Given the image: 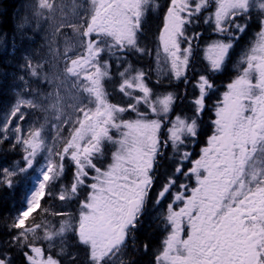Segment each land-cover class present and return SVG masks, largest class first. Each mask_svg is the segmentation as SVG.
Segmentation results:
<instances>
[{
  "label": "snow or ice",
  "instance_id": "1",
  "mask_svg": "<svg viewBox=\"0 0 264 264\" xmlns=\"http://www.w3.org/2000/svg\"><path fill=\"white\" fill-rule=\"evenodd\" d=\"M73 3L76 19L67 26L76 41L66 42L63 73L42 76V65L28 55L20 66L52 85L55 93L30 87L20 75L23 87H13L14 99L0 122V150H19L24 162L0 166V187L13 189L18 185L14 178L35 167L9 226L17 231L0 241V264H17V257L20 264H64L60 256L79 264V254L69 247L84 251L85 264H115L129 240L135 244L145 216L166 198L162 222L167 235L152 264H264V0H170L166 5L155 49V83L167 79L169 85L187 86L188 72L196 74L193 64L199 60L203 71L193 84L198 94L190 101L191 116L174 115L186 89L183 94L156 91L148 83L149 73L129 59L152 56L140 41L148 13L160 9L158 0ZM56 11L53 0H38L32 7L37 25ZM254 12L259 31L214 102L212 134L193 159L189 145L200 135L206 98L216 88L213 77L225 71ZM28 23L26 16L15 28L23 30ZM201 23L210 26L211 36L198 56L203 33L195 28ZM11 48L14 54L15 36ZM117 77L115 91L123 101L112 102L108 82ZM25 108L44 113L43 122L23 127ZM50 112L55 120L51 142L44 134ZM107 145L113 149L110 159H105ZM165 161L172 170L153 197ZM186 164L191 167L185 169ZM69 167L72 175L66 182ZM46 198L68 206L78 202V210L53 211L42 204ZM141 247L148 249L147 244ZM119 264L135 261L121 259Z\"/></svg>",
  "mask_w": 264,
  "mask_h": 264
},
{
  "label": "trees",
  "instance_id": "2",
  "mask_svg": "<svg viewBox=\"0 0 264 264\" xmlns=\"http://www.w3.org/2000/svg\"><path fill=\"white\" fill-rule=\"evenodd\" d=\"M20 0H0V34H7L11 35L15 32V22H14V13L18 8ZM160 1V0H158ZM164 2V1H163ZM160 6L162 5L161 2H159ZM162 10L159 9V11H152L149 12L146 20L143 24V33L141 35V45L147 47L151 52L153 53L154 45H155V37L157 36L160 28L162 27ZM209 39V38H208ZM207 39V40H208ZM203 42L200 40V51L197 53L198 56H202V45ZM11 48V42H8L6 46L0 47V114L2 112L3 105L5 104V101L7 99L6 92L9 93L11 85L13 83L16 84V82H11L10 78H16L15 76L12 77L11 74L13 71H17V68L15 67V62H17V57L19 54V49L17 47L15 48L14 54H10ZM131 62L134 66L142 68L146 72L149 73L148 83L150 86H152L156 91H177L181 94L184 93L186 89V99L184 102L177 103L174 109V115L176 113L179 114H186L188 116L192 115V105L190 101L198 94L197 91L193 88V84L195 83L196 79L198 78V73L203 71L202 63L197 60L194 61V68L196 69V74L193 73L192 70H189L188 76L190 77L191 83H189L187 86L181 82L179 84L173 82L171 85L168 84L167 79L164 80V82L160 85H157L155 83L156 75L153 73L152 68V56L145 55L142 58H136L135 56L129 57ZM113 74L116 72L115 65L113 64L112 68ZM234 78V75L225 69V71L222 74H218L213 77L214 83L216 85L215 90L212 94H210L206 98V104L207 107L205 108L202 117L200 118V135L197 139V142L194 146L189 145L190 150L193 153V159L198 157V154L200 152V146H202L203 142L207 140V137L210 136L212 133V125L211 121L214 119L213 115V105L214 102H216L219 99V95L221 92L225 89L226 84L230 82V80ZM119 83V78L117 77L114 81L108 82V89L110 92H113L114 95L110 97L112 102H121L123 101V97L120 93L115 91V85ZM13 89V88H12ZM8 90V91H7ZM11 95V93L9 94ZM129 115V114H128ZM3 149H7L8 145L5 144L2 146ZM112 146L107 145L106 146V156L105 159H109L110 153H111ZM22 153L17 150L15 152L12 151H6V150H0V166H10L13 163H18L20 166L23 164L22 159ZM67 163V162H66ZM168 164L167 161L164 162V166L161 168L162 171V178L161 180L157 181V187L158 190L161 187L162 182H164L166 178V169L165 166ZM105 166V165H102ZM71 168L66 169V177L65 181L70 182L71 180ZM29 176L26 174V176H17L14 178L15 181H18V185L15 186L13 189H9L7 187H0V241H3L7 238H10L11 234L17 230L12 229L9 230V226L13 222L14 217L18 213L19 209L22 206V199L24 197V191L28 186V178ZM87 189H84L81 192V198H84L86 195ZM153 190H152V196H153ZM52 202V206L54 207V211H57L59 208L62 209L61 211H75L78 207V202H72L70 206L66 204H62L60 201H58L59 206L55 207V201L51 200H45L42 201V204L44 206H50L49 204ZM61 203V205H60ZM52 208V207H51ZM33 215H36V213H33ZM155 211L152 212L150 215L145 216L143 220V224L141 227L137 229L136 232V238H135V244L133 245V242L131 244V248L129 249V260H134L135 264H152L153 256L157 252V250L160 248L161 245V235H162V229H161V223L157 220H155ZM39 218V217H37ZM48 219H53L52 217L48 216ZM58 219V218H56ZM147 244L148 249L147 251H144L141 247L142 245ZM54 250V249H53ZM52 250V252H53ZM69 251L77 252L79 264H85V253L82 249L69 247ZM20 257H17V264H20ZM61 260H63L61 258ZM64 261V260H63ZM64 264H69L67 261L64 262Z\"/></svg>",
  "mask_w": 264,
  "mask_h": 264
},
{
  "label": "rangeland",
  "instance_id": "3",
  "mask_svg": "<svg viewBox=\"0 0 264 264\" xmlns=\"http://www.w3.org/2000/svg\"><path fill=\"white\" fill-rule=\"evenodd\" d=\"M53 2L57 5V11L54 14H49L53 18L44 19L40 18V24H36V18L33 16L32 7L38 3V0H20L18 4V8L14 13V22L15 26L24 21V18L27 16L29 18V23L27 26L20 31H17L15 28V32L12 36L7 35L8 39L4 40V34H0V47H5L8 42H12V38L15 36L16 47L19 49V54L17 57V62H15V67L17 71H13L11 74L12 77L10 81L16 82L13 83L9 90V93L6 92L7 99L5 104L3 105L2 112L0 114V122L3 120L4 114L9 110L10 104L14 99L12 88L15 86L16 88H21L23 85L18 80L20 75H25L29 81V86L32 88H39V90L43 93H55L56 89L47 83H44L42 79L38 80L32 78L27 72H23L21 69V65L25 64L26 61L23 59L24 55H28L31 57L32 62L40 63L42 65L41 74H47L49 76L56 75L58 73H63L65 67V47L66 42H75L76 35L73 29L67 26L69 23L74 22L76 17L74 16L75 5L73 0H53ZM170 2V1H169ZM168 2V3H169ZM166 9V7H165ZM164 9V10H165ZM163 25V21H162ZM209 29V28H208ZM158 36V34H157ZM157 36L155 37V45L152 53V68L153 73L156 75L155 71V49L158 47ZM12 50H10V53ZM68 55H73V53H68ZM8 91V90H7ZM11 93V95H9ZM26 97L28 93H23ZM61 95H66V93L61 91ZM23 111L26 113V120L23 122V127L27 128L29 125L39 126V123L43 122L44 113L40 112L38 109H29L25 108ZM68 112H71V108H67ZM49 115V123L46 126L45 135L48 138L49 142H51L52 136L55 135V131L52 129V124L55 123V120L52 119V113H48ZM128 114H126L127 116ZM63 135H67L66 130L62 133ZM110 159V157H109ZM23 161V160H22ZM43 162V154L37 157L36 165L38 166ZM24 165V162L22 166ZM106 166V165H105ZM72 174V169L71 173ZM27 175L31 178H35V167L33 170H30ZM27 188L24 191L26 192ZM47 199V198H46ZM54 211V207L52 206V202L49 204ZM61 205V203H60ZM62 209H58L57 211H61ZM78 210V207L74 212ZM166 210V209H165ZM68 211V210H67ZM73 212V211H72ZM49 217H52L49 215ZM53 218V217H52ZM59 219V218H58ZM163 228L164 224H161ZM60 245L57 244V247L51 252V254L55 257L57 255V251ZM45 248L47 246L45 245ZM67 263L70 264L69 260L65 256H60ZM119 260V256L114 257V262Z\"/></svg>",
  "mask_w": 264,
  "mask_h": 264
},
{
  "label": "flooded vegetation",
  "instance_id": "4",
  "mask_svg": "<svg viewBox=\"0 0 264 264\" xmlns=\"http://www.w3.org/2000/svg\"><path fill=\"white\" fill-rule=\"evenodd\" d=\"M164 1V2H163ZM170 0H160L158 2H161L162 5L160 6V9L162 10L161 14H162V17H163V13L164 11H166L165 7L166 5L168 4ZM165 9V10H164ZM207 14V13H205ZM163 21V20H162ZM241 22H243V18H241ZM209 28V29H208ZM195 31H199V32H202L203 33V36L201 37L200 40L202 41H207L208 38H210L211 36V32H210V26L208 25H204L203 23H201L199 25V27L195 28ZM259 31V22L256 18V14L255 12L252 14V17H251V20L250 22H248V27L246 29V31L244 32L243 35H241L240 39L236 42L235 44V47L231 50V53H230V59H229V63L227 65V70L229 72H231L234 76L236 74V65L238 63V58L240 56V54L242 53L243 50H245L249 45L250 43L254 40V37L256 35V33ZM192 32V29L189 30V34H191ZM205 42H203V45H202V48L205 44ZM226 90V87L225 89ZM223 90V91H224ZM222 91V92H223ZM221 92V94H222ZM221 94L219 95V98L221 97ZM212 134V133H211ZM210 134V135H211ZM206 144V141L203 142L202 146H200L199 149H201L203 146H205ZM190 149V147H189ZM200 153V152H199ZM199 155V154H198ZM164 166V165H163ZM188 167H191L190 164H186L185 165V169H187ZM165 169H166V172L167 173H170L171 170H172V165L170 163L166 164L165 166ZM162 178V171L160 170V175H159V178L157 179L158 180H161ZM157 181H156V184H155V187L153 188V197L156 195V192L158 191V187H157ZM163 183V182H162ZM194 180L191 181V184L194 186ZM169 199L170 198H166L165 201L161 204V206L155 210V220L159 221L161 224H163L162 222V214L165 212V209H166V205L167 203L169 202ZM57 202H55V207H58L59 204H58V200H56ZM161 229H162V235H161V240L164 239V237L167 235L166 231H165V228H163L161 226ZM162 242V241H161ZM131 240H129L128 242V247H127V250L121 255V254H118L119 256V260L115 262V264H119V261L121 259L125 260V261H128L129 258H128V255H129V249L131 248Z\"/></svg>",
  "mask_w": 264,
  "mask_h": 264
}]
</instances>
